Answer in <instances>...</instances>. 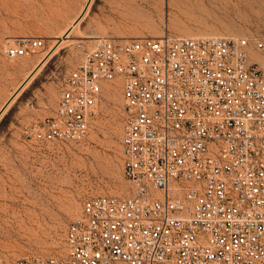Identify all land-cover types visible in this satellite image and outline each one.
Listing matches in <instances>:
<instances>
[{
    "label": "built area",
    "instance_id": "built-area-1",
    "mask_svg": "<svg viewBox=\"0 0 264 264\" xmlns=\"http://www.w3.org/2000/svg\"><path fill=\"white\" fill-rule=\"evenodd\" d=\"M46 47L19 37L4 53ZM116 89L134 192L87 198L62 256L11 264H264V39H98L63 79L53 116L25 137L84 141Z\"/></svg>",
    "mask_w": 264,
    "mask_h": 264
},
{
    "label": "rangeland",
    "instance_id": "rangeland-1",
    "mask_svg": "<svg viewBox=\"0 0 264 264\" xmlns=\"http://www.w3.org/2000/svg\"><path fill=\"white\" fill-rule=\"evenodd\" d=\"M166 32L264 39V0H0V111L11 101L0 118V257L7 263L62 256L67 228L87 198L134 192L136 185L123 174L119 89L104 92L84 141L37 142L24 133L53 116L63 79L98 39ZM19 37L44 38L47 47L11 59L4 46ZM44 56L45 64L19 93Z\"/></svg>",
    "mask_w": 264,
    "mask_h": 264
},
{
    "label": "bare ground",
    "instance_id": "bare-ground-1",
    "mask_svg": "<svg viewBox=\"0 0 264 264\" xmlns=\"http://www.w3.org/2000/svg\"><path fill=\"white\" fill-rule=\"evenodd\" d=\"M88 7V6H87ZM79 20L80 19H77V21H75L71 26H70V28L68 29V31L64 34V37H61L60 38V40H59V42H62V41H64L65 39H67L68 38V34L73 30V29H75V27H77L78 26V24H79ZM167 33V32H166ZM169 33V32H168ZM165 34V33H164ZM170 34V33H169ZM172 35V34H171ZM160 37V36H159ZM113 40V39H112ZM128 41V40H127ZM56 47L58 46V44L57 45H55ZM53 47V48H51V50L53 51L56 47ZM51 51V52H52ZM48 55H49V53H47ZM50 56V55H49ZM48 58V57H47ZM47 58H46V56H44V57H41V58H39V60H38V64H37V66H36V69L33 71V72H31V74L29 75V77H28V79L26 80V82L24 83V85L22 86V87H20L21 89H20V91H19V93L26 87V86H28V84H30V82L33 80V78L36 76V74L40 71V69L42 68V66L45 64V62H46V60H47ZM252 58L253 59H256V60H258V61H262V59H261V57L259 56V54L258 53H253L252 54ZM263 62V61H262ZM18 93V94H19ZM16 94V93H15ZM17 94V95H18ZM16 95V96H17ZM11 102V101H10ZM10 102L6 105V106H8V105H10ZM4 110V109H3ZM2 110V111H3ZM2 111H0L1 113H2ZM0 113V114H1Z\"/></svg>",
    "mask_w": 264,
    "mask_h": 264
},
{
    "label": "water",
    "instance_id": "water-1",
    "mask_svg": "<svg viewBox=\"0 0 264 264\" xmlns=\"http://www.w3.org/2000/svg\"><path fill=\"white\" fill-rule=\"evenodd\" d=\"M8 106H9V105H8ZM8 106H6V107L4 108V110H3L2 113L0 114V118H1V116L4 114V112H5V110L7 109Z\"/></svg>",
    "mask_w": 264,
    "mask_h": 264
}]
</instances>
